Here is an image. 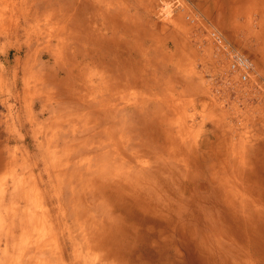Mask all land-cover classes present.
Listing matches in <instances>:
<instances>
[{
  "label": "rangeland",
  "instance_id": "1",
  "mask_svg": "<svg viewBox=\"0 0 264 264\" xmlns=\"http://www.w3.org/2000/svg\"><path fill=\"white\" fill-rule=\"evenodd\" d=\"M0 264H264V0H0Z\"/></svg>",
  "mask_w": 264,
  "mask_h": 264
},
{
  "label": "built area",
  "instance_id": "2",
  "mask_svg": "<svg viewBox=\"0 0 264 264\" xmlns=\"http://www.w3.org/2000/svg\"><path fill=\"white\" fill-rule=\"evenodd\" d=\"M172 1L177 3L180 2V0ZM210 34L216 44L228 53L232 70L238 73L239 77L242 80H249L252 76L256 75V69L252 59L235 47L230 46L224 34L220 30L211 27Z\"/></svg>",
  "mask_w": 264,
  "mask_h": 264
}]
</instances>
